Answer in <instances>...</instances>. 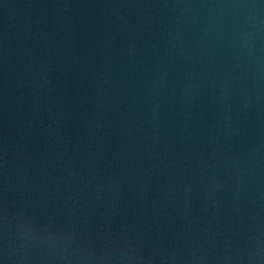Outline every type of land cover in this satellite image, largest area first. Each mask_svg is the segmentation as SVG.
Returning a JSON list of instances; mask_svg holds the SVG:
<instances>
[{"label":"water","instance_id":"95a60500","mask_svg":"<svg viewBox=\"0 0 264 264\" xmlns=\"http://www.w3.org/2000/svg\"><path fill=\"white\" fill-rule=\"evenodd\" d=\"M0 236L264 264V0H0Z\"/></svg>","mask_w":264,"mask_h":264}]
</instances>
